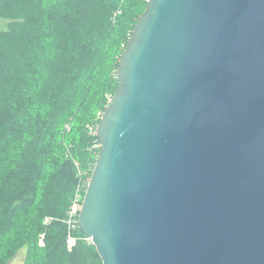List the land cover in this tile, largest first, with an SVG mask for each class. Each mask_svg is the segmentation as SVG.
Segmentation results:
<instances>
[{"label": "water", "instance_id": "water-1", "mask_svg": "<svg viewBox=\"0 0 264 264\" xmlns=\"http://www.w3.org/2000/svg\"><path fill=\"white\" fill-rule=\"evenodd\" d=\"M78 217L102 264H264V0H147Z\"/></svg>", "mask_w": 264, "mask_h": 264}, {"label": "trees", "instance_id": "trees-1", "mask_svg": "<svg viewBox=\"0 0 264 264\" xmlns=\"http://www.w3.org/2000/svg\"><path fill=\"white\" fill-rule=\"evenodd\" d=\"M146 4L0 0L9 20L0 31V264L20 250L23 264H102L78 226L67 248L65 221L77 172L90 179L95 130Z\"/></svg>", "mask_w": 264, "mask_h": 264}, {"label": "built area", "instance_id": "built-area-1", "mask_svg": "<svg viewBox=\"0 0 264 264\" xmlns=\"http://www.w3.org/2000/svg\"><path fill=\"white\" fill-rule=\"evenodd\" d=\"M91 131H92V129H91ZM95 148L99 149V144L95 145ZM87 184H88V181L84 185L77 187V189L75 190L73 199L71 200L69 209L67 211V218H66L65 224H66L67 230H68V236L66 239V243H67V248L69 250L75 244L76 238H74L71 233L78 226L79 212L81 210L82 201H83V197H84V194L86 191ZM49 220H47V221H49ZM84 239L86 241L91 242L90 239L87 237H84Z\"/></svg>", "mask_w": 264, "mask_h": 264}, {"label": "rangeland", "instance_id": "rangeland-1", "mask_svg": "<svg viewBox=\"0 0 264 264\" xmlns=\"http://www.w3.org/2000/svg\"><path fill=\"white\" fill-rule=\"evenodd\" d=\"M8 24H9V20H6V19H0V31H5V30H7V28H8ZM68 127V126H67ZM77 176H78V178H79V183H78V185L76 186V189H77V187L78 186H82V185H84L85 183H86V181L85 180H83V174L80 172V171H78L77 172ZM75 189V190H76ZM75 193V192H74ZM50 218H45V220H44V223H47L48 221L47 220H49ZM42 238H43V236H42V234L40 235V238H39V244H41L42 245ZM24 255H25V251L24 250H20L19 252H17L16 254H15V256L12 258V259H10L8 262H7V264H23V261H24Z\"/></svg>", "mask_w": 264, "mask_h": 264}]
</instances>
